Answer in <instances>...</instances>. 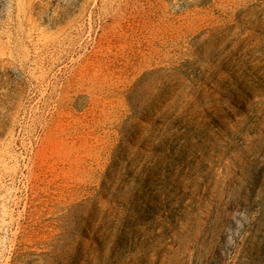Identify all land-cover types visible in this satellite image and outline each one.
I'll return each instance as SVG.
<instances>
[{
    "label": "rangeland",
    "instance_id": "rangeland-1",
    "mask_svg": "<svg viewBox=\"0 0 264 264\" xmlns=\"http://www.w3.org/2000/svg\"><path fill=\"white\" fill-rule=\"evenodd\" d=\"M0 264H264V0H0Z\"/></svg>",
    "mask_w": 264,
    "mask_h": 264
}]
</instances>
